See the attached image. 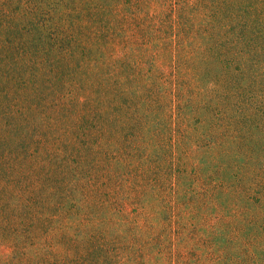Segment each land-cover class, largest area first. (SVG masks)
<instances>
[{
    "label": "rangeland",
    "instance_id": "rangeland-1",
    "mask_svg": "<svg viewBox=\"0 0 264 264\" xmlns=\"http://www.w3.org/2000/svg\"><path fill=\"white\" fill-rule=\"evenodd\" d=\"M252 5L0 0V264H264Z\"/></svg>",
    "mask_w": 264,
    "mask_h": 264
},
{
    "label": "trees",
    "instance_id": "trees-1",
    "mask_svg": "<svg viewBox=\"0 0 264 264\" xmlns=\"http://www.w3.org/2000/svg\"><path fill=\"white\" fill-rule=\"evenodd\" d=\"M254 5L250 7L252 17L257 19L256 23L264 30V0H252ZM264 61V60H263Z\"/></svg>",
    "mask_w": 264,
    "mask_h": 264
}]
</instances>
